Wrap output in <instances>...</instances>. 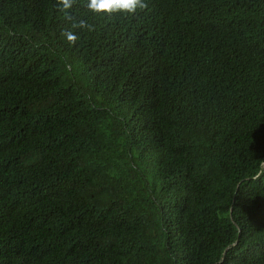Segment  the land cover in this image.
Here are the masks:
<instances>
[{
    "label": "trees",
    "instance_id": "16d2710c",
    "mask_svg": "<svg viewBox=\"0 0 264 264\" xmlns=\"http://www.w3.org/2000/svg\"><path fill=\"white\" fill-rule=\"evenodd\" d=\"M145 2L0 0V264H264V0Z\"/></svg>",
    "mask_w": 264,
    "mask_h": 264
},
{
    "label": "clouds",
    "instance_id": "9594fccd",
    "mask_svg": "<svg viewBox=\"0 0 264 264\" xmlns=\"http://www.w3.org/2000/svg\"><path fill=\"white\" fill-rule=\"evenodd\" d=\"M76 3V0H57V6L59 11L67 13L68 10ZM86 7L93 13H104L112 15L115 13H125L134 15L137 10H143L148 7L145 0H87ZM70 18V17H69ZM72 28L87 29L88 31H94V26L88 24L85 20L73 22ZM70 44L75 45L79 40V36L73 33L71 30H64L62 32Z\"/></svg>",
    "mask_w": 264,
    "mask_h": 264
},
{
    "label": "water",
    "instance_id": "95a60500",
    "mask_svg": "<svg viewBox=\"0 0 264 264\" xmlns=\"http://www.w3.org/2000/svg\"><path fill=\"white\" fill-rule=\"evenodd\" d=\"M228 249L225 250L224 255L227 253Z\"/></svg>",
    "mask_w": 264,
    "mask_h": 264
}]
</instances>
